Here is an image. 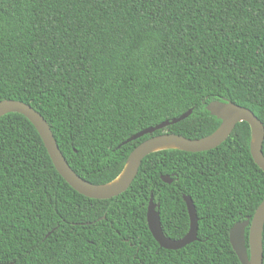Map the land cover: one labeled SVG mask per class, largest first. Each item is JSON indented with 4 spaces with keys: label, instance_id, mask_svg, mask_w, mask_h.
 <instances>
[{
    "label": "trees",
    "instance_id": "trees-1",
    "mask_svg": "<svg viewBox=\"0 0 264 264\" xmlns=\"http://www.w3.org/2000/svg\"><path fill=\"white\" fill-rule=\"evenodd\" d=\"M2 100L40 113L70 168L94 185L118 177L151 136L212 134V101L245 107L264 125V0H0ZM250 137L240 122L212 150L150 153L124 193L98 200L64 181L28 119L4 115L0 264H240L229 230L264 199ZM183 195L197 240L163 249L147 226L149 199L164 235L178 240L189 227ZM262 247L264 264V226Z\"/></svg>",
    "mask_w": 264,
    "mask_h": 264
},
{
    "label": "water",
    "instance_id": "water-1",
    "mask_svg": "<svg viewBox=\"0 0 264 264\" xmlns=\"http://www.w3.org/2000/svg\"><path fill=\"white\" fill-rule=\"evenodd\" d=\"M206 110L218 120L219 127L210 135L201 139H187L175 134H159L151 136L136 146L128 155L125 166L121 173L113 181L104 185H94L77 175L68 165L60 152L56 140L49 125L43 116L30 105L20 101H0V118L9 113H18L28 119L38 132L47 153L59 175L77 193L87 198L107 200L124 193L135 179L142 160L150 153L175 149L190 153H199L212 150L224 143L231 135L237 123L246 122L250 127V154L257 166L264 171V156L262 144L264 140V125L253 112L245 107L238 106L228 100H215L206 105ZM192 110L173 118L163 121L154 127L146 128L124 141L126 144L145 135H152L156 131L176 124L191 114ZM166 184H171L169 176H161ZM189 227L187 233L180 239L174 240L164 235L158 204L153 202L151 196L147 205L146 222L148 229L163 249L178 250L197 240L198 218L195 206L191 198L183 195ZM264 226V199L256 208L252 218L235 223L229 230V242L240 264H263L262 232ZM248 229L247 245L245 232Z\"/></svg>",
    "mask_w": 264,
    "mask_h": 264
}]
</instances>
